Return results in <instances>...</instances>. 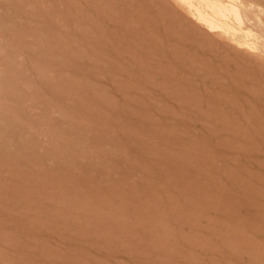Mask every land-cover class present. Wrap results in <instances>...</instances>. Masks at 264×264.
<instances>
[{
	"label": "rangeland",
	"instance_id": "obj_1",
	"mask_svg": "<svg viewBox=\"0 0 264 264\" xmlns=\"http://www.w3.org/2000/svg\"><path fill=\"white\" fill-rule=\"evenodd\" d=\"M0 264H264V0H0Z\"/></svg>",
	"mask_w": 264,
	"mask_h": 264
},
{
	"label": "bare ground",
	"instance_id": "obj_2",
	"mask_svg": "<svg viewBox=\"0 0 264 264\" xmlns=\"http://www.w3.org/2000/svg\"><path fill=\"white\" fill-rule=\"evenodd\" d=\"M182 1V0H181ZM184 2V1H183ZM216 8H217V6H216ZM218 8H220L219 6H218ZM219 11V10H218ZM206 16V15H205Z\"/></svg>",
	"mask_w": 264,
	"mask_h": 264
}]
</instances>
